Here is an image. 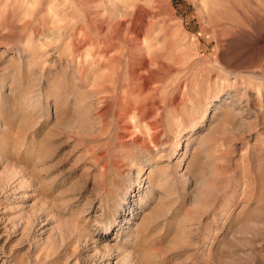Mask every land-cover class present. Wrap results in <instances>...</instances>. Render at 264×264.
Listing matches in <instances>:
<instances>
[{
  "label": "rangeland",
  "instance_id": "obj_1",
  "mask_svg": "<svg viewBox=\"0 0 264 264\" xmlns=\"http://www.w3.org/2000/svg\"><path fill=\"white\" fill-rule=\"evenodd\" d=\"M0 264H264V0H0Z\"/></svg>",
  "mask_w": 264,
  "mask_h": 264
},
{
  "label": "bare ground",
  "instance_id": "obj_2",
  "mask_svg": "<svg viewBox=\"0 0 264 264\" xmlns=\"http://www.w3.org/2000/svg\"><path fill=\"white\" fill-rule=\"evenodd\" d=\"M103 53H105V54H106V53H107V50H105V49H104V50H103ZM113 58H115V56H114V57H113V56H112V57H110V60H111V59H113Z\"/></svg>",
  "mask_w": 264,
  "mask_h": 264
}]
</instances>
